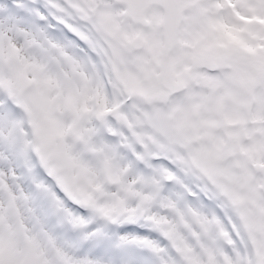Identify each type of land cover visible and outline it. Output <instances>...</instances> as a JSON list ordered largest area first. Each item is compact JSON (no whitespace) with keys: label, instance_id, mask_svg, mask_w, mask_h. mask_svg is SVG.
<instances>
[{"label":"snow or ice","instance_id":"6c2138e0","mask_svg":"<svg viewBox=\"0 0 264 264\" xmlns=\"http://www.w3.org/2000/svg\"><path fill=\"white\" fill-rule=\"evenodd\" d=\"M0 264H264V0H0Z\"/></svg>","mask_w":264,"mask_h":264}]
</instances>
